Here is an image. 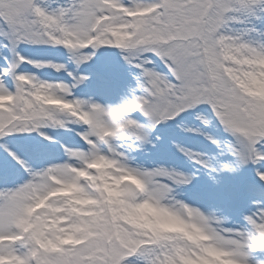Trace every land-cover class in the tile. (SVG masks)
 <instances>
[{
	"label": "snow or ice",
	"instance_id": "6c2138e0",
	"mask_svg": "<svg viewBox=\"0 0 264 264\" xmlns=\"http://www.w3.org/2000/svg\"><path fill=\"white\" fill-rule=\"evenodd\" d=\"M52 3L0 0V140L24 141L23 134L35 133L50 145L54 139L43 128L78 123L87 150L61 145L75 165L33 167L49 158L47 145L22 144L29 163L0 143V156L15 165L0 159V264H216L214 253L233 264H264V0ZM22 43L61 47L77 68L101 48L118 49L136 70L135 86L115 106L75 98L72 90L89 76L69 71L71 83L48 82L21 71L22 64L66 71L62 63L21 55ZM202 105L207 109L195 111V118L203 126L216 121L230 139H208L234 161L216 167L200 154L178 150L214 182L218 171L251 165L262 192L241 228L214 230L189 207L209 237L205 242L153 232L125 215L144 202L159 209L174 187L190 184L193 176L133 168L126 152L117 150L118 141L127 150L151 143L157 126Z\"/></svg>",
	"mask_w": 264,
	"mask_h": 264
},
{
	"label": "rangeland",
	"instance_id": "374dc122",
	"mask_svg": "<svg viewBox=\"0 0 264 264\" xmlns=\"http://www.w3.org/2000/svg\"><path fill=\"white\" fill-rule=\"evenodd\" d=\"M45 2L51 3V0H45ZM61 3H64V0H56L52 6L55 7ZM231 27L236 29L240 25L234 24ZM17 51L32 60L52 61L65 65L66 71L59 72L50 67L36 68L30 64L20 66L19 70L35 75L38 79L48 82L71 83V78L67 75L69 71L88 75V81L72 90L75 98L89 100L94 94L96 102L115 106L128 96L129 88L135 86L133 76L136 74V70L123 61L120 50L115 48L97 50L93 60L82 64L79 68L70 61L67 50L61 47L22 43L18 46ZM3 55V50H0V57ZM7 86L10 89L14 87L10 80ZM202 109H207V106L202 105L196 110L182 113L174 121L157 126L150 133L151 143L144 144L135 150H127L123 147V142L118 141L117 143L122 147L117 150L126 152L128 163L133 168L163 167L192 175V182L188 185L174 187L171 196L184 202L196 200L198 205L204 207L203 212H215L216 215L226 218V222L223 224L224 228L244 227L243 216L248 215L250 210H255L254 200L262 198L261 189L255 183L253 167L251 165L241 166L235 173L218 171L215 173L214 182L206 170L177 148L179 145L187 151L200 154L216 167L220 163L234 161L233 156L228 153L221 154V150L208 139V137L218 141L230 139L216 121L212 120L209 126H203L195 118V111ZM208 111L210 112V110ZM132 115L140 122H144V118L139 114ZM187 129H198V131H188ZM82 130V126L78 123H69L66 128H43L42 131L54 139V143L50 145H47V142L35 133L23 134L28 138L24 141L7 137L0 140V143H6L11 150L17 151L29 163H32V157L29 153L22 151V144L47 145L45 151L49 154V158L39 164L33 163V167H46L49 164L48 160L52 157H56V160H59L60 156L64 161L67 159L62 147L55 143L64 144L68 148L87 150V144L77 135ZM157 136L160 137L159 140L156 139ZM0 159L5 161L7 167L15 168L14 163H10L5 156H0ZM69 162L76 163L74 160H69Z\"/></svg>",
	"mask_w": 264,
	"mask_h": 264
},
{
	"label": "clouds",
	"instance_id": "9594fccd",
	"mask_svg": "<svg viewBox=\"0 0 264 264\" xmlns=\"http://www.w3.org/2000/svg\"><path fill=\"white\" fill-rule=\"evenodd\" d=\"M260 91L264 92V85L260 86ZM101 167L107 165H100ZM134 184L137 188L141 187L140 181L135 177H126ZM115 195V193H112ZM189 207L196 209L208 218V227L220 231L226 230L223 224L226 222V218L216 215L215 212L205 213L195 206H189L182 200L175 199L168 194L161 202L159 210L153 205L144 202L138 208L128 210L125 215L130 220L141 226L147 227L153 232L166 231L176 233L180 236L186 237L191 241L205 242L209 237L204 231L198 226L195 221V217L189 215ZM217 256L216 264H233L229 259H219L221 253H214Z\"/></svg>",
	"mask_w": 264,
	"mask_h": 264
},
{
	"label": "bare ground",
	"instance_id": "6f19581e",
	"mask_svg": "<svg viewBox=\"0 0 264 264\" xmlns=\"http://www.w3.org/2000/svg\"><path fill=\"white\" fill-rule=\"evenodd\" d=\"M95 98H96L95 95L92 94V96L89 98V100H92V101H95V102H96ZM55 144H57V146H59V147H61V145H64V144H61V143H55ZM64 146H65V145H64ZM65 147H66V146H65ZM62 149H63V148H62ZM58 159H59V160H56V157H54V158L52 157V158H50V159L48 160V162H49V164H55V163H62V162H65L61 156L58 157ZM66 161L69 162L68 157H67ZM49 164H48V165H49ZM73 164L75 165V163H73ZM185 203L189 204L190 206H195V207L199 208L200 210H203V209H204L203 206L198 205V202H197L196 200H187V201H185Z\"/></svg>",
	"mask_w": 264,
	"mask_h": 264
}]
</instances>
